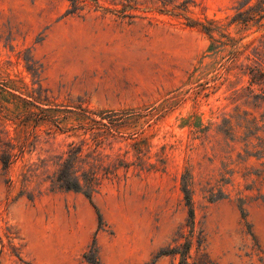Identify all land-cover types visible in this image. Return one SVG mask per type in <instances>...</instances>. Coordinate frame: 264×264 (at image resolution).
Segmentation results:
<instances>
[{
    "label": "rangeland",
    "instance_id": "1",
    "mask_svg": "<svg viewBox=\"0 0 264 264\" xmlns=\"http://www.w3.org/2000/svg\"><path fill=\"white\" fill-rule=\"evenodd\" d=\"M85 1L67 15L69 0H0V129L22 147L8 173L0 165V264H89L94 240L101 264H181L179 255L158 256L189 235L187 170L196 236L205 239L200 253L194 240L190 264H264V201L248 200L249 231L232 187L214 203L203 191L242 148L231 152L224 123L242 137V126L264 114L261 86L250 87V69L264 70V5ZM251 8L256 17L245 23L240 14ZM127 109L155 116L130 129L139 131L141 155L127 135L98 138V164L131 165L104 178L94 196L99 228L94 205L52 179L72 143L95 148L86 129L95 116L81 110ZM43 111L57 122H38Z\"/></svg>",
    "mask_w": 264,
    "mask_h": 264
},
{
    "label": "trees",
    "instance_id": "2",
    "mask_svg": "<svg viewBox=\"0 0 264 264\" xmlns=\"http://www.w3.org/2000/svg\"><path fill=\"white\" fill-rule=\"evenodd\" d=\"M69 1L71 3V8L68 10L67 15L78 14L86 7L85 0ZM252 1L254 0H245V6L249 5ZM91 2L99 7V0H91ZM258 3L260 6H263L264 0H258ZM261 11L263 12L264 9ZM255 13H257L256 10L251 8L250 11L242 12L240 15L248 14V17L244 19V22L248 23L255 19ZM263 18L264 16H262V19ZM250 76V87L253 88L256 85L261 86L260 90L262 91V99L264 100V70L251 68ZM81 111L83 117H87L88 115L95 116L91 119L92 124L90 128H86L87 131L90 130L95 135L93 139L97 141L95 142V148L85 153V140L81 146L72 143L67 152L66 159L54 174L52 184L55 188L60 190L82 193L94 205V196L100 190L104 178L113 174L117 176L116 173L120 167L125 168L128 172L131 166L123 160H120L119 164L109 167L98 164L101 158V153L98 152L100 149H105L103 146L104 141H98V138L105 136L116 140L118 137H125V135H127L136 142V149L141 155L143 152L140 148V143L137 141V137H135L139 134V131L132 132L130 129H132L138 121L148 117L153 118L155 114L154 111L149 109L145 111L134 109L101 112ZM46 119H54V117L43 111L42 115H38L37 121H44ZM54 122L56 123L57 119H54ZM81 127L85 129V127ZM242 127H244L245 132L242 137H238L233 123L231 121H226L224 123L222 131L227 140H229V145L232 147L231 152H236V144H241L242 148L236 154V158H234L233 154L227 157L226 161L222 163L219 178L214 184L208 183L203 191L206 194L207 200L210 203H214L229 198L231 195L229 187H232L233 192L237 195V206L241 213V217L250 231L247 210L248 200L254 198L256 201H264V114L261 115L260 119L253 117ZM103 139L105 138L103 137ZM21 150L22 147L18 148L17 145L8 140L4 132L0 129V165H2L6 173H8L11 165L21 153ZM181 190L184 196L185 207L188 210L187 227L189 228V235L186 237V242L184 244H181L178 248L162 250L158 258L162 256L179 255L182 258L181 264H190L194 240L196 239L197 242V252L200 253L205 251V248H203L205 239L202 232H199L196 236V183L193 174L189 170H187L182 177ZM255 192L256 196H253L252 194ZM94 207L99 219V228H102L105 225L103 215L95 205ZM202 256L208 258L206 253H202ZM84 258L89 264H101L96 240H94L90 252L86 253ZM200 264H211V262L205 261Z\"/></svg>",
    "mask_w": 264,
    "mask_h": 264
}]
</instances>
